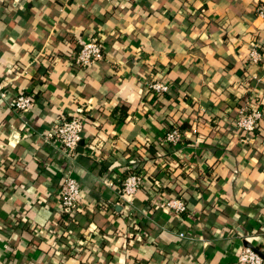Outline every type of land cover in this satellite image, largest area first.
Returning a JSON list of instances; mask_svg holds the SVG:
<instances>
[{"label":"crops","instance_id":"1","mask_svg":"<svg viewBox=\"0 0 264 264\" xmlns=\"http://www.w3.org/2000/svg\"><path fill=\"white\" fill-rule=\"evenodd\" d=\"M261 7L0 0V264H233L245 243L264 264V117L251 135L234 127L245 102L264 112ZM90 38L103 41V60L77 66L79 41ZM20 93L34 96L26 113L6 107ZM79 106L86 124L71 176L81 210L70 217L58 202L63 158L40 136ZM176 119L192 127L170 148L163 137ZM134 168L144 181L125 204L117 190ZM168 198L182 199L186 213L154 208Z\"/></svg>","mask_w":264,"mask_h":264},{"label":"built area","instance_id":"2","mask_svg":"<svg viewBox=\"0 0 264 264\" xmlns=\"http://www.w3.org/2000/svg\"><path fill=\"white\" fill-rule=\"evenodd\" d=\"M258 15L264 18V7L259 9ZM80 50L76 55L75 64L80 67H90L103 60L104 44L101 39L90 38L79 41ZM247 61L251 64H258L262 60V55L258 51V43L251 40L248 44ZM150 90L156 93H167L169 87L160 83L150 84ZM6 93L0 87V102L5 103ZM33 97L28 94L20 93L11 101L6 103L8 109L26 113L33 104ZM264 117L263 105L254 101L245 102L237 109L234 127L236 131L247 136L254 133L259 127ZM86 117L82 106L73 109L69 119L64 120L59 125L52 126L46 134L41 135L44 143L54 144L55 149L63 158L64 175L61 176L58 189V202L62 214L70 217L81 210V189L77 181L71 176L77 155V147L83 138ZM182 132L178 128L169 129L163 137V143L170 148L177 147L183 142ZM141 170L134 168L121 181L120 188L117 190V199L125 204L130 203V199L135 196L143 184ZM104 185L112 187L111 182H104ZM160 210H167L175 215L186 212V206L180 198H168L156 202L155 207ZM183 237V234H180ZM233 264H263L262 258L249 248H244Z\"/></svg>","mask_w":264,"mask_h":264},{"label":"trees","instance_id":"3","mask_svg":"<svg viewBox=\"0 0 264 264\" xmlns=\"http://www.w3.org/2000/svg\"><path fill=\"white\" fill-rule=\"evenodd\" d=\"M32 97H33V100H34V96H32ZM213 120H214V118H211V122ZM168 126H169V129H172V128H175L176 127L180 131L185 130V129H190V127H192V126H190L189 123H187V122H179L177 119L175 121H173V122H169ZM199 128H200V125H196L195 126V129L196 130L199 129ZM257 130H258V128L255 131H257ZM146 148H147V153H149L152 158L165 157V156H167V154H164V151H163V148L162 147H160L159 149L153 148V147H146ZM150 183H151V187L153 189H155L156 191H159L160 184H159L158 180H156V179H150ZM184 213H186V212H184Z\"/></svg>","mask_w":264,"mask_h":264},{"label":"water","instance_id":"4","mask_svg":"<svg viewBox=\"0 0 264 264\" xmlns=\"http://www.w3.org/2000/svg\"><path fill=\"white\" fill-rule=\"evenodd\" d=\"M79 50H80V46H78V48H77V53L79 52ZM78 147H79V149H80L79 151H81V150H82V147H83V141H80V142H79ZM244 246H245L246 248H249V249L253 250V251H254L255 253H257L259 256H261L260 252H259L256 248L252 247L250 244L245 243Z\"/></svg>","mask_w":264,"mask_h":264}]
</instances>
